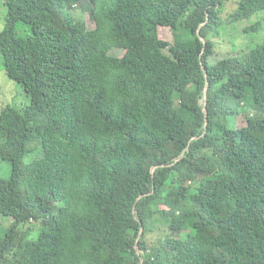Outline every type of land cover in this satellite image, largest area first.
I'll return each mask as SVG.
<instances>
[{
	"label": "trees",
	"instance_id": "trees-1",
	"mask_svg": "<svg viewBox=\"0 0 264 264\" xmlns=\"http://www.w3.org/2000/svg\"><path fill=\"white\" fill-rule=\"evenodd\" d=\"M223 1L6 0L0 264H264V43L212 61L264 0Z\"/></svg>",
	"mask_w": 264,
	"mask_h": 264
},
{
	"label": "rangeland",
	"instance_id": "rangeland-1",
	"mask_svg": "<svg viewBox=\"0 0 264 264\" xmlns=\"http://www.w3.org/2000/svg\"><path fill=\"white\" fill-rule=\"evenodd\" d=\"M240 1L241 0H224L223 2L225 7L223 8V18H226L229 13L236 11L238 9V3ZM5 2L6 0H0V31L6 24L7 8L5 6ZM76 10L74 11V13L76 12V17L86 21L88 27L90 29H94L95 23L91 21L89 15L87 13H83L79 8ZM263 21L264 13H260L250 20H245L240 23L233 24V26L230 27V32H228L229 30H221V37L215 40L216 54L214 58H212L213 64H215L218 60L226 58L228 56L232 57L247 54L248 51L254 49L256 45L261 44V42L264 43V35H261L262 33H264V31L260 34V36L256 35V33H253L248 36L242 33L247 27L254 26L257 22H261L263 24L264 29ZM236 27L237 29H235ZM24 28H19V34L21 36H25L30 33L29 29L25 30L26 28H28L27 26L25 29ZM160 37L163 40H167L170 42L174 41L173 35L169 28H161ZM250 40H252L253 45L250 46L249 50L245 51L244 49H247L250 44ZM113 54L118 57H123L125 52L118 50L115 51ZM30 105V97L25 92L23 87L11 80L6 74L3 57L0 56V114L8 106L22 108ZM36 156L37 153L30 154L29 159L34 158ZM11 174L12 173L10 163L7 161H2L0 159V176L9 180L11 178ZM12 224L13 220L11 218L0 215V237H4L6 235V232L11 228ZM159 228L163 229V227ZM156 230L159 229L156 228Z\"/></svg>",
	"mask_w": 264,
	"mask_h": 264
}]
</instances>
